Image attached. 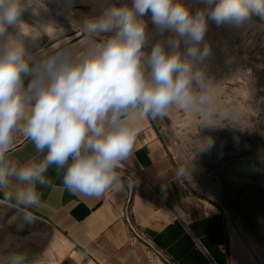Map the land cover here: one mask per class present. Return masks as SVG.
I'll return each instance as SVG.
<instances>
[{"label": "clouds", "instance_id": "clouds-1", "mask_svg": "<svg viewBox=\"0 0 264 264\" xmlns=\"http://www.w3.org/2000/svg\"><path fill=\"white\" fill-rule=\"evenodd\" d=\"M199 2L204 7L193 12L183 0H133L131 7L101 0L77 25V45L63 41L37 59L23 39L30 34L21 21L23 0H0V203L33 219L29 210L41 205L37 185H50V166L62 171L63 187L72 194L100 198L124 187L119 169L140 133L133 116L163 119L175 107L199 114L202 127L211 129L229 118L226 102L217 108L218 86L205 67L213 55L205 40L209 22L243 28L252 15L264 18V0ZM149 13L161 34L172 35L146 53L143 17ZM17 135L42 158L11 159ZM213 147V138L204 137L194 152ZM193 157L177 166V181L190 175ZM0 264H28V257L9 251L0 254Z\"/></svg>", "mask_w": 264, "mask_h": 264}, {"label": "rangeland", "instance_id": "rangeland-1", "mask_svg": "<svg viewBox=\"0 0 264 264\" xmlns=\"http://www.w3.org/2000/svg\"><path fill=\"white\" fill-rule=\"evenodd\" d=\"M100 2L23 0L21 21L30 29L23 37L29 54L37 57L52 52L61 41L82 38L77 25ZM109 2L131 7L133 0ZM183 3L193 12L204 7L199 0ZM143 19L148 53L172 33L161 34L150 13ZM42 25H52L54 30L46 33ZM8 33L16 36L19 31L9 28ZM205 40L213 50L205 67L218 86L217 108L226 102L231 115L211 129L202 127L199 114L174 107L156 123L176 168L194 156L191 173L182 181L191 195L222 212L229 264H264V18L252 15L240 29L209 22ZM208 136L214 147L195 153V143ZM31 215L34 218L26 220L15 207L0 203V254L23 250L28 264H86L50 224Z\"/></svg>", "mask_w": 264, "mask_h": 264}, {"label": "crops", "instance_id": "crops-1", "mask_svg": "<svg viewBox=\"0 0 264 264\" xmlns=\"http://www.w3.org/2000/svg\"><path fill=\"white\" fill-rule=\"evenodd\" d=\"M79 36L67 41L75 46L82 40ZM28 82L26 78L25 87ZM132 119L140 133L132 155L119 169L124 187L109 189L100 198L72 194L63 187L62 171L50 166L46 173L50 185H37L41 205L29 211L50 224L86 264H149L144 246L129 242L125 232L122 210L132 182V219L172 260L229 264L222 212L177 181L175 162L156 120L138 115ZM9 156L19 162L42 158L22 135H17Z\"/></svg>", "mask_w": 264, "mask_h": 264}, {"label": "built area", "instance_id": "built-area-1", "mask_svg": "<svg viewBox=\"0 0 264 264\" xmlns=\"http://www.w3.org/2000/svg\"><path fill=\"white\" fill-rule=\"evenodd\" d=\"M132 188H129L122 210L127 240L131 243H140L144 246L149 264H177L153 239L148 237L132 219L131 212Z\"/></svg>", "mask_w": 264, "mask_h": 264}, {"label": "bare ground", "instance_id": "bare-ground-1", "mask_svg": "<svg viewBox=\"0 0 264 264\" xmlns=\"http://www.w3.org/2000/svg\"><path fill=\"white\" fill-rule=\"evenodd\" d=\"M41 29L43 30V31H45L46 33H51L53 30H54V26H52V25H42L41 26ZM46 29V30H45ZM25 45L26 46H28L26 43H25ZM52 264H57V263H55V262H53Z\"/></svg>", "mask_w": 264, "mask_h": 264}]
</instances>
